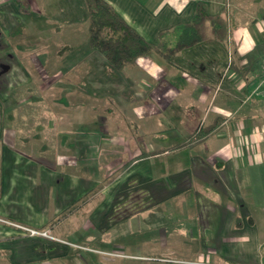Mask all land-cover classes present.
Returning a JSON list of instances; mask_svg holds the SVG:
<instances>
[{
    "label": "crops",
    "instance_id": "0c3cea01",
    "mask_svg": "<svg viewBox=\"0 0 264 264\" xmlns=\"http://www.w3.org/2000/svg\"><path fill=\"white\" fill-rule=\"evenodd\" d=\"M19 1L0 0V264H264V0H202L224 10L226 42L205 38L173 62L153 50L117 70L86 34L51 25L63 35L50 41L46 69L66 113L53 123L73 134L64 149L78 140L77 157L93 159L77 169L17 148L6 124L11 91L34 84L6 37L76 10L71 0H26L22 22ZM107 1L159 44L198 0ZM214 118L210 132L171 147Z\"/></svg>",
    "mask_w": 264,
    "mask_h": 264
},
{
    "label": "rangeland",
    "instance_id": "374dc122",
    "mask_svg": "<svg viewBox=\"0 0 264 264\" xmlns=\"http://www.w3.org/2000/svg\"><path fill=\"white\" fill-rule=\"evenodd\" d=\"M71 0L70 8L75 9L73 14L61 15V12H56L54 19L47 18L48 12L43 18H37L34 20L35 25L39 26V32L33 33V27L29 24L28 16L25 15V9L27 10L28 2L26 0H20L17 2L19 6V12L21 19L19 21H28L27 24H23L18 27L15 32L13 31L9 36L6 37V47L10 49L9 51L12 55H17L18 57H23V65L27 66L31 75V78L34 79L33 83H27L23 85L20 89V86L13 87V91L9 95L7 102L5 103V111L7 112L9 119H7V125L13 128V138H15V146L23 151L37 155L38 159L41 161L49 163H58L70 164V168H80L84 163L87 165L92 164V158L86 157L79 158L77 157V147L78 140L75 146H71L67 149L62 147V138H68L70 135L65 132L57 130L55 124L53 123L62 118L65 112L62 110L63 102L59 96L61 95V90L58 91V86H54L49 83L52 76L47 71L48 65V47L50 41L57 36H62L63 33L71 34H86L87 35V9L83 0ZM34 16V15H33ZM59 17V18H58ZM65 28L61 27L63 25ZM54 27L55 29L61 27L63 33L55 32V29H50ZM50 26V27H48ZM69 31V32H68ZM35 34L39 41L35 40ZM17 35L21 36V39H17ZM55 36V37H54ZM83 37V35H82ZM56 45V44H55ZM66 44L63 43L60 47H64ZM15 50L16 54L11 50ZM66 56V55H65ZM68 57L65 60L61 61L58 59L59 63L62 62L65 64H70L74 62L77 58V55L74 53L67 55ZM35 65L36 69L31 65ZM51 63V62H50ZM57 65V62H54ZM35 71H38L35 74ZM50 76V77H48ZM60 85V84H59ZM58 98V99H57ZM88 107V106H87ZM92 108V107H91ZM96 108V107H94ZM103 117L106 114H102ZM62 126V125H61ZM54 135V137H53ZM72 138V137H71ZM73 138H76L74 136ZM74 141V140H73ZM89 142V141H88ZM73 168V169H74ZM90 173V171H87ZM88 197V194H86ZM85 196V197H86ZM42 229V228H40ZM26 235L36 236L37 234L31 235L28 231L23 230ZM122 232V231H121ZM121 232L118 236L123 237ZM42 236V235H38ZM45 237V236H42ZM117 237V236H115ZM128 237V236H125ZM131 237V236H130ZM47 238V237H46ZM82 249V248H81ZM85 250L94 251L97 254L102 256H114L116 253L112 250H101L92 248L91 246H86L83 248Z\"/></svg>",
    "mask_w": 264,
    "mask_h": 264
},
{
    "label": "trees",
    "instance_id": "16d2710c",
    "mask_svg": "<svg viewBox=\"0 0 264 264\" xmlns=\"http://www.w3.org/2000/svg\"><path fill=\"white\" fill-rule=\"evenodd\" d=\"M83 1L88 17L87 44L102 53L114 70L133 63L136 57L147 55L153 50L160 52L169 62H173L174 53L183 47L208 37L226 42L229 36L227 21L223 16L224 10L211 13L207 2L202 0L196 2L191 18L187 22L177 23L171 31L163 30L159 33V44L146 40L107 0ZM217 120L218 118H214L213 121L201 123L186 140L171 147L185 145L190 139L199 138L200 135L210 132Z\"/></svg>",
    "mask_w": 264,
    "mask_h": 264
},
{
    "label": "built area",
    "instance_id": "2783aa9c",
    "mask_svg": "<svg viewBox=\"0 0 264 264\" xmlns=\"http://www.w3.org/2000/svg\"><path fill=\"white\" fill-rule=\"evenodd\" d=\"M0 220L8 221V220L2 219V218H0ZM14 224L16 226H18L19 228L28 231V233L31 234V235L37 234V235L45 236V237L50 238V239H58L54 235H52L47 229H40V228H35V227H29V226H26V225H22V224H19V223H15V222H14ZM75 245L78 246L79 248H86V246H84V245H80V244H75ZM201 263H207V262H201Z\"/></svg>",
    "mask_w": 264,
    "mask_h": 264
}]
</instances>
